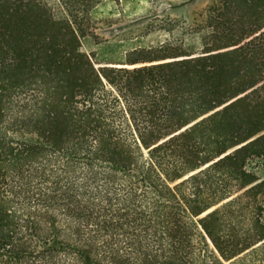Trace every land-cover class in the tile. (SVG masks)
I'll return each instance as SVG.
<instances>
[{
	"label": "trees",
	"instance_id": "1",
	"mask_svg": "<svg viewBox=\"0 0 264 264\" xmlns=\"http://www.w3.org/2000/svg\"><path fill=\"white\" fill-rule=\"evenodd\" d=\"M107 1L0 0V264H264V0L101 63Z\"/></svg>",
	"mask_w": 264,
	"mask_h": 264
},
{
	"label": "rangeland",
	"instance_id": "2",
	"mask_svg": "<svg viewBox=\"0 0 264 264\" xmlns=\"http://www.w3.org/2000/svg\"><path fill=\"white\" fill-rule=\"evenodd\" d=\"M212 1L123 0L120 6H117L113 1H107L92 12V17L95 20H103L100 32L101 42L98 44L86 40L83 50L88 53L93 52L97 62L116 63L122 61L127 50L156 46L168 40L169 32L175 30L182 34L179 43L185 50L198 51L203 36V33H200L199 25H197L199 24L198 15ZM249 170L260 177L264 173V167L259 164L250 165ZM211 175L210 178H213V173ZM215 176L217 177L215 182L219 184L217 197L222 196L225 190L235 189L236 183L233 177L225 178L220 175L218 177L217 174ZM230 205L251 206L250 203H244V201L236 204L230 203ZM262 214L264 216V211ZM238 217H240L239 214ZM247 220L248 217L244 216L240 221H244L242 224L246 225ZM253 261V257H249L248 263L252 264Z\"/></svg>",
	"mask_w": 264,
	"mask_h": 264
}]
</instances>
